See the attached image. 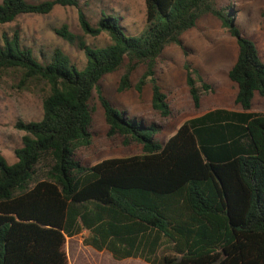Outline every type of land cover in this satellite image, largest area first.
I'll list each match as a JSON object with an SVG mask.
<instances>
[{
  "label": "trees",
  "instance_id": "trees-1",
  "mask_svg": "<svg viewBox=\"0 0 264 264\" xmlns=\"http://www.w3.org/2000/svg\"><path fill=\"white\" fill-rule=\"evenodd\" d=\"M146 28L126 35L119 19L102 15L92 26L81 10V31L109 37L91 47L66 24L54 34L86 58L79 70L60 50L37 61L19 35L2 36L0 74L19 70L23 81L46 84L39 121H18L24 133L16 161L0 154V264H68L66 238L86 232L82 245L114 260L146 264H264V114L252 113L264 97V62L256 44L216 0H144ZM76 0L0 1V25L20 15H47ZM211 16L235 39L237 54L228 72L240 111L214 109L189 119L163 145L157 130L129 119L102 94L99 81L124 69L118 92L130 88L132 72L143 68L135 90L150 83L151 107L170 115L155 77L157 60L183 34ZM187 68V65H186ZM196 79L202 82L201 77ZM195 108L209 87L186 76ZM109 137L141 146V155L84 166L75 151L91 144L93 92Z\"/></svg>",
  "mask_w": 264,
  "mask_h": 264
},
{
  "label": "rangeland",
  "instance_id": "rangeland-1",
  "mask_svg": "<svg viewBox=\"0 0 264 264\" xmlns=\"http://www.w3.org/2000/svg\"><path fill=\"white\" fill-rule=\"evenodd\" d=\"M1 1V0H0ZM38 3L44 0H25ZM78 7L55 6L47 15H20L13 22L0 25V46L2 36L12 37L17 32L21 45L32 51L34 58L42 63L50 61L53 51L60 50L71 64L79 70L86 64V58L76 46L70 45L54 34V29L66 24L69 30L81 37L91 47H104L109 37L101 33L96 37L85 35L78 23L81 10L92 26L102 15L119 19L126 35L140 36L145 28L144 0H76ZM216 6L229 9L232 21L241 33L251 39L264 62V0H216ZM181 45L166 47L157 60L155 77L170 109V115L162 117L151 107V86L147 83L141 93L135 85L143 73L136 68L130 78V88L118 92L120 77L124 69L105 75L99 87L105 98L126 116L157 132L154 140L163 145L179 127L204 112L214 109L240 111L235 105L236 88L228 78L233 65L237 46L227 29L211 16L201 18L196 26L181 37ZM187 65V68H186ZM196 80V86L209 87L202 92L200 107L195 108L188 93L186 76ZM201 77L202 82L196 79ZM45 83L38 80L23 81L19 70H7L0 74V154L8 164L16 161L14 150L21 147L23 132L15 128L18 121H39L42 117V100L47 94ZM92 121L91 144L75 151V158L84 166H92L103 160L141 155V146L133 141L126 142L120 136L109 137L97 94L90 100ZM252 113L264 114V97L255 96ZM86 232L65 240L64 250L68 264H146L140 259L114 260L105 251L97 252L82 245Z\"/></svg>",
  "mask_w": 264,
  "mask_h": 264
},
{
  "label": "crops",
  "instance_id": "crops-1",
  "mask_svg": "<svg viewBox=\"0 0 264 264\" xmlns=\"http://www.w3.org/2000/svg\"><path fill=\"white\" fill-rule=\"evenodd\" d=\"M235 111H236V110H235ZM204 113H206V112H204ZM204 113H202V114H204ZM202 114H201V115H202ZM199 116H200V115H199ZM72 238H73V237H71V238H69V239L72 240Z\"/></svg>",
  "mask_w": 264,
  "mask_h": 264
}]
</instances>
